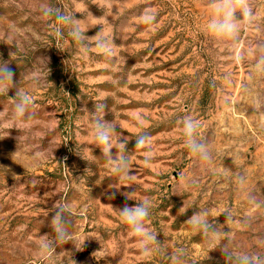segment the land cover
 Instances as JSON below:
<instances>
[{"label": "rangeland", "instance_id": "1", "mask_svg": "<svg viewBox=\"0 0 264 264\" xmlns=\"http://www.w3.org/2000/svg\"><path fill=\"white\" fill-rule=\"evenodd\" d=\"M38 2L0 0V58L9 60L16 51L10 66L35 103L31 127L20 133L7 127L14 90L0 96V264H72V259L76 264H171L169 257L181 252L184 264H229L220 247L209 251L203 236L185 223L204 210L218 231L233 238L232 243L221 239L220 246L264 251L258 248L264 206L253 209L247 192L236 185V176L243 175L245 188L264 205V75L255 74L248 58L258 42L264 43V0H250L257 19L241 33L242 63L208 35L210 0H111L113 7L107 0H47L65 13L75 12L82 27H90L86 35L103 28L118 45L111 61L96 52L85 56L67 28L57 39L49 27L55 21L41 17ZM146 7L157 9L159 23L148 36L138 22ZM13 25L19 30L16 49L7 45ZM33 71L40 72V81L26 79ZM225 96L234 111L226 109ZM100 102L107 104L104 119L114 120L117 131L130 137L135 174L130 188L121 187L112 200L116 190L109 186L121 181L90 135L93 118L102 115L94 111ZM136 115L147 121L145 131L153 139L151 169L142 164V150L135 149ZM187 115L200 121L199 136L214 146L212 171L198 167L183 146L179 121ZM38 151L45 156L34 165L31 157ZM180 177L195 183L181 187ZM125 191L153 202L149 226L161 250L146 260L137 259L135 239L112 208L136 203L125 200ZM57 200L74 205L73 232L85 242L82 251L71 242L59 245L57 254L44 260L36 255L35 241L51 233L48 221ZM225 209H231L233 222L226 221ZM250 210L254 220L243 227L239 218Z\"/></svg>", "mask_w": 264, "mask_h": 264}, {"label": "clouds", "instance_id": "2", "mask_svg": "<svg viewBox=\"0 0 264 264\" xmlns=\"http://www.w3.org/2000/svg\"><path fill=\"white\" fill-rule=\"evenodd\" d=\"M107 6L113 7L111 0H107ZM210 18L207 23V33L212 42L229 53L231 59L236 63H242L245 60V53L242 50L240 36L242 32L250 30L257 17L256 13L250 4V0H210L209 2ZM37 10L44 19H53L55 23L49 24L53 34L57 39H62L64 32L63 28H67V35L80 45V51L87 56L90 52H96L102 55L106 61L114 60L117 55L118 45L105 33L103 28L93 36L86 35L90 27H82V19H77L75 12L65 13L60 7L50 5L47 0H39ZM158 12L154 7H146L138 18V22L144 26V36L154 34L159 29L157 20ZM105 23H109L107 17L104 18ZM63 26V27H61ZM19 30L13 25L9 29L7 37L10 47L15 46L16 36ZM16 51L9 53L10 59L3 60L0 58V96H9L10 91L14 90V95L9 96L13 100L11 113L8 116L7 127L16 129L20 133L31 127V122L35 118V103L33 97L21 87L20 81L16 79V73L11 65V59ZM248 58L253 61L255 74L264 75V43L258 42L256 45L255 55L249 54ZM47 60V58H45ZM48 63V61H47ZM105 69L110 67L109 63L103 65ZM48 71H50L48 69ZM26 79L32 82H38L42 79L39 71H33L26 76ZM223 103L227 110H235L230 97L225 96ZM107 104L100 102L94 105V111L101 113V116L94 117L91 122V138L95 148L100 150L110 172L121 181V185L109 186L115 189V192L109 196L112 200L115 198L116 192H119L121 187L130 188L131 182L135 180V174H131L133 168L131 166V157L127 145L130 141L129 136L123 135V131L118 124L112 120L104 119ZM82 111H89L84 107ZM137 126L133 129L135 134V149L142 150V164L145 168H153L155 153L153 150L152 136L145 131L147 121L139 115L135 116ZM179 124L182 134V142L184 148L188 151L191 157L194 158V163L203 169L212 171L214 163V146L205 138L199 136L201 123L198 119L191 115L184 116ZM126 131V130H124ZM22 137H18V141ZM45 154L43 152H35L31 157L34 165L43 161ZM180 186L184 187L187 184H194L195 180L189 181L186 177H180ZM123 182H128L127 185ZM236 185L238 191L247 192L246 200L253 209H258L261 206V201L255 194L245 188V177L243 175L236 176ZM126 201L134 200V205H129L127 202L119 208H113L119 219L128 227L127 235L135 239L134 247L139 251L138 260H146L152 257L156 252L161 250V241L158 240V234L149 226L150 213L153 207L152 200L145 196L142 199H137L133 191L122 192ZM74 205L64 200L60 203L58 200L53 204V215L48 221V226L51 228V233L40 235L35 241L36 255L44 260H50L57 254L56 249L59 245H64L71 242L76 251H82L85 241L79 240L74 232L73 223ZM224 215L228 223L233 222L234 217L231 209H225ZM254 220V212L248 211L239 218V223L243 227H249ZM193 232L203 236L206 246L209 251L220 247L222 255L229 264H264V251L239 249L236 252L229 250L225 246H220L221 239L233 242V238L227 234L218 231L209 220L207 210L194 212L186 221ZM258 248L264 249V238L258 240ZM171 264H184L183 253L169 257ZM72 264L76 261L72 259Z\"/></svg>", "mask_w": 264, "mask_h": 264}]
</instances>
